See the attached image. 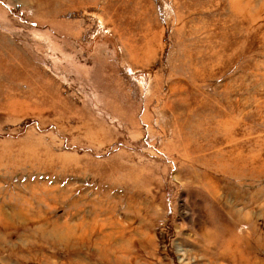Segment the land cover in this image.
Instances as JSON below:
<instances>
[{
  "label": "rangeland",
  "instance_id": "obj_1",
  "mask_svg": "<svg viewBox=\"0 0 264 264\" xmlns=\"http://www.w3.org/2000/svg\"><path fill=\"white\" fill-rule=\"evenodd\" d=\"M0 264H264V0H0Z\"/></svg>",
  "mask_w": 264,
  "mask_h": 264
}]
</instances>
